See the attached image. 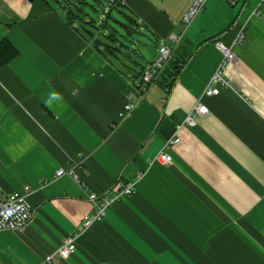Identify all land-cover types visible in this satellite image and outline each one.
<instances>
[{
	"label": "crops",
	"instance_id": "crops-1",
	"mask_svg": "<svg viewBox=\"0 0 264 264\" xmlns=\"http://www.w3.org/2000/svg\"><path fill=\"white\" fill-rule=\"evenodd\" d=\"M54 1L0 0V43L19 52L0 67V187L26 195L35 212L23 228L0 232V264H42L68 237L77 248L55 264H264L261 0H209L186 32L193 0L177 8L172 0L106 1L154 36L137 53L144 66L129 54L103 57ZM241 31L244 41L233 45ZM165 42L172 61L142 92L137 67ZM218 43L237 58L225 70L230 87L205 97L223 60ZM129 102L135 108L123 118ZM198 102L209 113L184 125ZM166 118L179 139L168 148L171 166L153 162L168 141L159 132ZM74 163L79 181L55 178ZM131 182L133 195L84 227L90 194Z\"/></svg>",
	"mask_w": 264,
	"mask_h": 264
},
{
	"label": "built area",
	"instance_id": "built-area-1",
	"mask_svg": "<svg viewBox=\"0 0 264 264\" xmlns=\"http://www.w3.org/2000/svg\"><path fill=\"white\" fill-rule=\"evenodd\" d=\"M208 0H193L187 8L185 14L182 17L183 30L186 32L189 26L197 18L198 15L203 13L206 9V3ZM264 22V0H261V5L254 12ZM245 39L243 31L237 36L233 45L241 44ZM171 42H179L181 37L171 35L169 37ZM219 50L223 53V60L217 69L211 76L203 96L211 97L216 96L220 93L221 88L230 87V82L225 77V70L228 64L233 63L237 56L233 51L232 47H227L222 43L217 44ZM173 50L167 42L161 44L158 48V56L156 60L148 64L144 69L140 85L141 91L146 92L155 82H157L162 74L166 71L168 65L172 61ZM135 108L134 103L129 102L125 106V110L121 114L123 118L127 117ZM209 113L208 106L198 102L193 110L188 114L184 125L192 126L196 124L197 118L205 116ZM179 139L172 137L167 141L164 149H162L153 162H159L164 166H171L173 164V158L168 152V148L171 145L177 144ZM79 164L74 163L68 168L59 169L55 178L71 177L76 181H79L77 174V168ZM136 191L135 183L131 182L128 184L119 183L113 187L109 192L103 196H99L92 193L88 196V200L93 204L94 211L89 216L85 217L84 227L88 228L93 223L105 218L107 211L114 207L118 202L133 195ZM34 209L29 204L26 195L19 193L4 194L0 187V232L16 231L27 225L34 217ZM77 248L76 239L72 237L66 238L61 247L53 254L47 256L42 264H55L59 260H65L72 255Z\"/></svg>",
	"mask_w": 264,
	"mask_h": 264
},
{
	"label": "trees",
	"instance_id": "trees-1",
	"mask_svg": "<svg viewBox=\"0 0 264 264\" xmlns=\"http://www.w3.org/2000/svg\"><path fill=\"white\" fill-rule=\"evenodd\" d=\"M31 1H34V0H31ZM59 2L60 3L63 2L64 4L65 3L67 4L65 6L64 10H65V15L67 17L69 24L73 25L74 23H76L78 20V15H76V12L82 11L81 7L79 8V6H78L81 2L75 1V0H62ZM120 7H122L121 4L118 5V8L114 9V5H113V7L110 6V10L113 11V9H114L117 11V10H119ZM103 12H104L103 15L105 17L107 16L106 21L99 22L97 20H92L91 22L88 23L89 25L93 26L92 28L95 31L90 30V29H85L84 26H82V28H80L78 30L85 39H87L90 43H92L95 46L97 51L103 57H105L108 60H111V58H113L117 61H120V60H122V57L124 58V56H121V55H125L123 53V50L126 47L124 44H122L120 42V39L118 37L119 32H118L117 28L110 23V20L115 22V23L120 24L123 27H126V29L130 28V29H134L136 31L137 29L134 27L135 18L126 16L129 20L130 25L133 26V28H132V27L124 25L122 22L118 21L117 19L112 17L111 14H109L110 16L107 15V13L104 11V9H103ZM18 56H19L18 50L8 40H3L0 43V67H4V66L10 64ZM123 66L126 67L127 65L123 64ZM143 71L138 72L137 75L135 76V78L141 79ZM129 73H134V71L130 70ZM164 74H165V72H164ZM164 74L161 76V78L164 77ZM138 88L141 89V86H139Z\"/></svg>",
	"mask_w": 264,
	"mask_h": 264
},
{
	"label": "rangeland",
	"instance_id": "rangeland-1",
	"mask_svg": "<svg viewBox=\"0 0 264 264\" xmlns=\"http://www.w3.org/2000/svg\"><path fill=\"white\" fill-rule=\"evenodd\" d=\"M75 1L81 2L78 6H79V8L81 7L82 11L76 12V15H78L77 24H78L79 28H82V26H84L85 29H90V30L95 31L92 28L93 26L89 25L88 23L91 22L92 20H97L99 22L106 21L107 16L105 17L103 15L104 14L103 9L107 13V15L111 14L112 17H114L118 21L122 22L124 25L130 26L133 28V26L130 25L128 18L126 17V16L133 17L132 16L133 14L131 15V12H129V10L126 7H120L119 8L120 11H116V10L112 11L109 8L110 3L106 2L109 0H75ZM172 1L174 3H176V1H177L176 5H175L177 8L178 4H179L178 0H172ZM208 1H207V3H209ZM52 2H55V1L52 0ZM112 2H114V0H111V3ZM207 3H206V6H207ZM65 5H67V4L65 3ZM114 7H118L117 3L114 4ZM203 13H201V14H203ZM110 23L117 28V30L119 32L118 37L120 39V42L122 44H124L126 47V48H124V49H126V52L124 53L125 55H121V56H124V58L122 57V59H126L127 57H125V56L127 54H130L133 61H136L140 65L144 66L146 63V60L143 58L142 55H138L137 53H139V52L144 53L145 44H147V45L152 44V41L155 40L154 36L151 33H148L146 31L144 32L141 28H140V30L138 28V30L135 31L134 29H130V28L126 29V27H123L120 24L115 23L111 20H110ZM147 58H149L148 55H147ZM125 62L127 63L128 61L125 60ZM129 66H131V65H129ZM122 67L124 69H126L123 65H122ZM137 71L140 72V67H137Z\"/></svg>",
	"mask_w": 264,
	"mask_h": 264
},
{
	"label": "water",
	"instance_id": "water-1",
	"mask_svg": "<svg viewBox=\"0 0 264 264\" xmlns=\"http://www.w3.org/2000/svg\"><path fill=\"white\" fill-rule=\"evenodd\" d=\"M177 130V126L170 119L166 118L160 125L159 132L167 140L171 139Z\"/></svg>",
	"mask_w": 264,
	"mask_h": 264
}]
</instances>
